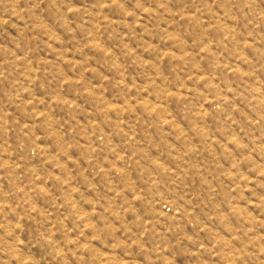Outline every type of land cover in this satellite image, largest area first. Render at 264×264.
<instances>
[{
    "label": "rangeland",
    "instance_id": "1",
    "mask_svg": "<svg viewBox=\"0 0 264 264\" xmlns=\"http://www.w3.org/2000/svg\"><path fill=\"white\" fill-rule=\"evenodd\" d=\"M0 264H264V0H0Z\"/></svg>",
    "mask_w": 264,
    "mask_h": 264
}]
</instances>
